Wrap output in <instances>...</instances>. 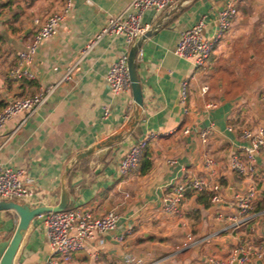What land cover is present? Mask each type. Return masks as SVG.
Here are the masks:
<instances>
[{"label": "crops", "instance_id": "0c3cea01", "mask_svg": "<svg viewBox=\"0 0 264 264\" xmlns=\"http://www.w3.org/2000/svg\"><path fill=\"white\" fill-rule=\"evenodd\" d=\"M131 1L72 0L58 33L42 41L25 67L34 77L15 78L11 71L21 66L19 52L33 38L34 18L65 10L66 0H0V109L13 95L33 94L72 70L39 111L19 112L0 128V160L23 165L34 177L35 205L58 203L66 189L75 197L69 205L86 204L97 215L118 212L117 228L97 233L68 264H150L158 259L157 264H211V257L228 258L240 247H258L264 242V221L256 218L238 228L230 223L238 213L237 191L255 185V207L264 205V150L256 154L253 177L238 173L229 159L248 143L243 129L264 124V0H180L161 12L147 10L145 23H164L139 53L143 106L135 102L132 89L116 95L106 80L110 66L128 49L124 36L105 35L81 55L107 18L126 12ZM231 2L238 12L205 66L196 69L175 53L182 32L201 20L204 36L215 37L219 14ZM186 78L184 103L180 95ZM203 85L209 87L206 92ZM211 101L217 106L207 108ZM105 106H110L106 117ZM210 124L214 128L203 141L200 131ZM151 130L158 133L145 150L151 168L142 171V157L140 170L121 178L120 159ZM112 135L118 136L113 143L77 159ZM205 154L215 160L223 201L213 202L210 190H189L183 214L165 213V191L176 181L205 175ZM200 192L210 196L201 200ZM18 220L15 210H0V240L12 235ZM127 253L133 261L126 260ZM50 254L42 217L36 216L15 264H46Z\"/></svg>", "mask_w": 264, "mask_h": 264}, {"label": "built area", "instance_id": "2783aa9c", "mask_svg": "<svg viewBox=\"0 0 264 264\" xmlns=\"http://www.w3.org/2000/svg\"><path fill=\"white\" fill-rule=\"evenodd\" d=\"M72 0H66L65 10L49 14L44 18L35 17L34 35L31 42L19 52L21 66L26 62L28 65L38 51L43 40L55 36L62 22L66 18L67 11L70 8ZM180 0H132L127 11L110 15L105 25L97 36L90 40L82 50L84 57L96 44L99 38L105 35H122L128 44V49L110 66L106 80L110 85L111 91L118 95L131 91V80L128 66L129 48L136 39L145 34L150 29V24L143 21L144 13L153 9L156 12L165 10L168 6L177 3ZM231 2L218 17V29L215 37L207 38L204 36L205 23L203 20L196 23L193 27L182 32L181 37L175 48V53L189 61L196 69L202 68L209 61L219 38L223 35L233 16L237 14V8ZM143 53L140 52V55ZM21 66L13 69L11 74L15 78L28 76L34 77V74L28 69H21ZM72 70H68L63 79L57 83L49 84L40 88L37 92L30 95H13L0 109V128L5 123L18 114L25 112L32 115L40 110L47 102L52 93L63 80L70 79ZM195 76L192 75V78ZM181 101L186 102L188 96L189 79L186 78L181 83ZM207 85L201 87L202 92L208 90ZM207 108L217 106L215 102H207ZM110 114V106H105L104 116ZM214 128L213 124L201 129L200 135L203 141H206L208 134ZM186 132L190 128L185 129ZM156 131H147L142 137L132 143L130 148L120 159L119 175L121 178H129L135 172L140 170L141 160L145 150L153 138L157 136ZM242 136L248 141L243 144L241 149L235 150L230 154L229 164L238 173L244 176L253 177L258 173V167L255 162L257 153L264 150V124L256 129L245 128ZM204 163L208 167L205 175H199L184 181L174 182L161 197L162 210L167 214H183L184 201L187 198L188 191H212L211 200L221 203V181L215 167V160L208 154H205ZM35 179L23 165L16 167L4 164L0 160V200H17L35 205ZM258 188L251 185L243 192L235 194V206L238 213L231 216L230 226L234 228L260 218L264 221V208L256 209V198ZM45 233L48 239L51 254L46 264H68L75 252L82 250L92 241L97 233L112 231L117 228L119 214L116 210L110 209L102 214H95L92 208L86 204H75L72 207H66L59 211H49L41 213ZM219 216H223L219 214ZM189 240H193L189 235ZM189 245L185 243V246ZM127 261H133L134 257L130 253L125 255ZM264 259V242L256 248L240 247L237 252L228 258L211 257V264H259ZM141 261L140 259H138ZM162 259L153 261L150 264H157Z\"/></svg>", "mask_w": 264, "mask_h": 264}, {"label": "water", "instance_id": "95a60500", "mask_svg": "<svg viewBox=\"0 0 264 264\" xmlns=\"http://www.w3.org/2000/svg\"><path fill=\"white\" fill-rule=\"evenodd\" d=\"M163 23H164L163 19L159 20L145 34L138 37L129 50L128 66H129V73L131 80V88H132L134 100L139 106L144 105L143 89L137 68L139 53L143 46L144 41L147 38L153 36V34L160 28V26ZM26 66L27 64L26 62H24L22 66V70H24ZM138 120H139V113L137 112V120L135 123H137ZM117 137L118 136L116 135H112L108 139L96 143V145L90 147L89 149L80 152L77 155V159H80L82 157H85L93 153L96 150V148H100L103 145H108L113 143V139H116ZM70 200H72V202H75V197L73 195H69L66 189L63 190L60 201L56 204H42L37 206H31L28 203L20 202L17 200L1 199L0 210L3 209L15 210L19 215V220L14 228L12 235L10 237L3 238L0 240V264H15V257L21 245L23 237L27 229L29 228L32 220L36 216H39L41 213L44 212L62 210L68 207Z\"/></svg>", "mask_w": 264, "mask_h": 264}, {"label": "trees", "instance_id": "16d2710c", "mask_svg": "<svg viewBox=\"0 0 264 264\" xmlns=\"http://www.w3.org/2000/svg\"><path fill=\"white\" fill-rule=\"evenodd\" d=\"M148 147V146H147ZM144 158H143V166H142V171L143 172H146V171H148L150 168H151V166H152V160L147 156L146 157V154L144 153V156H143ZM190 192H192V191H190ZM201 193V192H200ZM201 194H203V196L201 195ZM200 195H199V199H201V200H207V198H208V195H209V193H207V192H204V193H201ZM210 196V195H209ZM205 202H208V201H205ZM75 204H72V205H69L68 207H72V206H74ZM262 206H264L263 204H258L257 206H256V209H261L262 208Z\"/></svg>", "mask_w": 264, "mask_h": 264}, {"label": "rangeland", "instance_id": "374dc122", "mask_svg": "<svg viewBox=\"0 0 264 264\" xmlns=\"http://www.w3.org/2000/svg\"><path fill=\"white\" fill-rule=\"evenodd\" d=\"M54 13V12H53Z\"/></svg>", "mask_w": 264, "mask_h": 264}]
</instances>
